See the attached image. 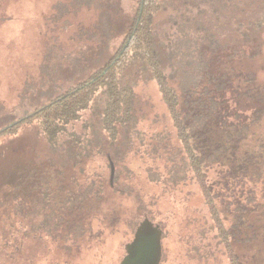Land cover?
<instances>
[{
  "label": "rangeland",
  "instance_id": "374dc122",
  "mask_svg": "<svg viewBox=\"0 0 264 264\" xmlns=\"http://www.w3.org/2000/svg\"><path fill=\"white\" fill-rule=\"evenodd\" d=\"M159 1L153 21L167 73L190 80L184 119L189 150L203 160L204 189L190 171L178 184L167 180L166 157L183 155L177 130L155 79L128 69L136 112L116 143L99 130L96 102L75 122L78 132L91 136L87 122L101 138L83 157L86 174L71 162L80 147L63 140L54 149L36 123L0 135V264H121L145 218L163 228L160 264H233L228 249L217 246L219 222L239 226L232 248L240 264H264V24L256 25L264 0ZM61 3L72 6V0H0V128L84 80L120 45L123 31L105 51L95 38L75 36L82 31L77 20L92 24L96 14L89 9L80 18ZM120 4L116 24L123 30L135 0ZM156 144L165 155H156ZM29 168L37 175L23 180ZM97 172L106 182L102 198H88L67 215L93 233L68 239L38 233L49 223L46 188L77 191Z\"/></svg>",
  "mask_w": 264,
  "mask_h": 264
},
{
  "label": "trees",
  "instance_id": "16d2710c",
  "mask_svg": "<svg viewBox=\"0 0 264 264\" xmlns=\"http://www.w3.org/2000/svg\"><path fill=\"white\" fill-rule=\"evenodd\" d=\"M70 5L72 6L69 9L67 4L61 3L60 9L64 11L68 8L74 14L76 12L80 18L81 14L89 9L92 10L94 15L96 14L92 24H85L82 19L77 20L76 24L79 28H82V31L78 32L75 30L73 32V34H76L75 36L83 34V36L95 38L97 41L96 46L100 47L101 51H105L111 39L119 31H123L119 47L91 75L78 84L51 97L47 102L35 107L13 122L3 126L0 128V135L18 132L22 126L32 122L36 123L39 127L40 135L45 137L46 141L54 149H58L62 145L63 140L68 141L74 147H80L79 151H72L71 162L73 167L77 169L76 171L86 174L83 162L85 158L83 157L91 154L89 147L92 145L93 140H96L97 144L100 142L101 138L98 137L99 130L107 135L109 143L115 144L120 135V129L128 125L134 112H136L137 95L134 88L136 83L126 78L125 72L132 68L142 69L157 82L182 145L183 155L180 158H178V154H175V151L171 153V156L166 157L168 161L166 163L167 169L170 170L169 175L171 174V176L167 177V180H172L174 184H178L184 177L186 178L187 172L190 171L203 182L202 187L204 189L205 173L203 171V160L201 157L193 155L192 151L189 150L190 127H188L184 119L188 106L186 91L189 89L187 85L189 78H178L177 80V78H174L175 72L167 73V65L161 50L162 44L154 30L153 18L154 14L162 6L160 1L135 0L133 13L123 30L122 27H117L116 24V16L121 10L120 0H72ZM72 21V19H67L66 23L65 20L64 27L66 26L67 29L71 27ZM263 24L264 18H261L256 23L257 27H261ZM180 52L184 51L181 50ZM170 54L174 56L173 51ZM100 57L98 58L100 59ZM183 73L185 76V72ZM172 80L177 85H174L171 82ZM98 99H100V103H98ZM183 101H185V106L182 105ZM95 102L100 129L93 130L92 125H88L85 122L84 129H92L93 133H91V136L85 131L82 134L77 131L75 122L82 119L85 110L90 108L92 111L95 110ZM154 146L152 149L156 155H165L160 147L163 145L157 146L156 144ZM132 151L131 149L130 152ZM117 155L120 156V154ZM120 161L121 158L119 157V163ZM175 165L178 166L177 172L173 171ZM180 170L182 171L180 172ZM151 172L153 173V171ZM25 173L26 176L23 175L22 179L26 181H31L33 177L31 174L34 177L37 175V172L35 170L30 171V168ZM95 175L96 181L91 178L88 183H83L81 185L82 188L77 191L60 190V193H57L50 186L49 188L47 187L43 195V201L48 202V205L45 206L48 209L49 223L45 222L37 226V232H44L43 234L54 239L59 235L68 239L72 235L75 237L84 235L87 231L93 233L92 226L87 222L81 220L76 222V224H71L67 215L88 198H102L106 182L100 173L97 172ZM36 179L38 178L33 180ZM96 185L97 190L94 192ZM35 188L38 187L35 186ZM208 201L210 202V200ZM211 212L212 216H218L216 209H212ZM217 226L216 236L218 237L217 241L219 240L217 246L220 247V244H222L224 248L226 247L228 249L226 254L229 257L231 256L233 264H240L232 248L233 242L239 241V226L235 224L224 227L221 222ZM215 239L212 238V242H215Z\"/></svg>",
  "mask_w": 264,
  "mask_h": 264
},
{
  "label": "water",
  "instance_id": "95a60500",
  "mask_svg": "<svg viewBox=\"0 0 264 264\" xmlns=\"http://www.w3.org/2000/svg\"><path fill=\"white\" fill-rule=\"evenodd\" d=\"M163 233L162 228L145 218L137 226L133 239L126 244L121 264H160Z\"/></svg>",
  "mask_w": 264,
  "mask_h": 264
},
{
  "label": "flooded vegetation",
  "instance_id": "af4514ba",
  "mask_svg": "<svg viewBox=\"0 0 264 264\" xmlns=\"http://www.w3.org/2000/svg\"><path fill=\"white\" fill-rule=\"evenodd\" d=\"M154 223V222H153ZM155 225H158L160 228H162L161 227V225L159 224V223H154ZM162 230H163V228H162ZM136 231V230H135ZM135 233V232H134ZM133 239V238H132ZM162 245H163V237H162ZM125 247H126V245H125Z\"/></svg>",
  "mask_w": 264,
  "mask_h": 264
}]
</instances>
